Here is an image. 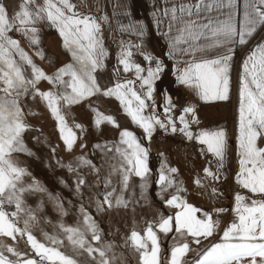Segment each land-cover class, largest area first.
I'll list each match as a JSON object with an SVG mask.
<instances>
[{
  "label": "snow or ice",
  "instance_id": "1",
  "mask_svg": "<svg viewBox=\"0 0 264 264\" xmlns=\"http://www.w3.org/2000/svg\"><path fill=\"white\" fill-rule=\"evenodd\" d=\"M165 7L155 8L152 16L157 30L166 24L167 31L161 34L169 37V58H175L183 67L175 68L177 85L191 89L200 101L205 103L227 101L230 99V70L235 46L246 47L257 31L264 27V0H244L242 18L237 21V0H165ZM125 15L131 17L132 4L124 5ZM216 13V15H212ZM108 22L107 15L100 18ZM47 23L54 28L62 39L63 47L71 54L72 63L60 67L53 75L37 67L32 58L21 48L18 40L10 37L13 30L20 32L30 44L39 45L40 28L37 25ZM121 31L135 35L140 43L121 41L118 53V65L124 73H132L135 79L117 80L112 86L102 88L97 79V72L105 68L104 59L108 56L103 43L102 26L93 15L79 10L72 0H21L16 10L10 15L3 0H0V237L11 238L13 241L26 237V245L34 253L27 257L12 245L0 246V264H110L105 247L94 246L86 237L91 233V241L100 242L101 234L96 221L83 207V228L65 227L62 232L71 246V253L61 250L64 239L48 236L50 244L39 241L31 231V222L37 220L31 209L23 207L22 194L25 191H44L43 188H25L20 186L26 174L23 168L14 164L13 153L27 151L22 142V134L27 129L23 120V110L19 97L28 94L31 89L34 96H39L46 104L52 117L57 122V130L67 149L70 151L77 140V135L68 126L61 111V103L72 106L80 104L94 96L114 98L119 102L124 113L131 122L141 128L150 141L157 128L175 134L177 131L189 141L201 145V154H211L219 162L216 171L210 167L203 169L205 176L213 181L221 179L219 172L224 167L228 149V141L223 130H199L194 132L192 124H198L196 108L188 105L182 109L178 118L170 114L175 108L170 96H166L163 108L166 120L155 114L156 82L165 70L163 61L153 57L143 49V37L146 28L143 22H129L120 26ZM175 33V34H173ZM133 48L137 51L134 52ZM139 53L148 67L136 62L134 56ZM31 66V78H27L22 67L14 56ZM41 59L42 52H37ZM154 63V67L152 66ZM120 68L114 69L119 71ZM146 73V75H145ZM47 81L53 89L40 91L37 85ZM139 82V91L135 85ZM152 102L151 105L148 102ZM239 124L237 137L238 171L235 182L241 189L247 190L260 199H251L237 192L234 196L235 214L233 222L227 225L218 241H212L218 235L219 221L201 208L189 203L180 195L186 192L173 174L175 167L162 164L156 183L161 192L174 188V193L164 203L174 209L172 215H160L156 221H150L141 232L132 230L126 238L130 247L139 253L140 264H162L161 244L158 233L167 236L174 233L183 242L170 247V256L165 257L166 264H264V147L258 141L264 140V42L258 43L245 56L241 63L238 76ZM152 107L151 114L146 111ZM94 124L99 128L102 124L119 127L117 120L100 112L96 108ZM191 116V120L186 119ZM176 119L181 125L177 127ZM83 130V125L76 124ZM121 145L124 149H115L122 157L119 169L122 176V192L127 189L129 177L134 174L143 181L140 185L143 196L147 189L149 168V149L145 147L133 131H120ZM82 148L86 145H81ZM109 151L112 149L109 148ZM54 151V150H53ZM31 155V153L29 152ZM81 162L90 161L81 157ZM227 177H225L226 179ZM85 184L83 178L78 179L79 186ZM111 184L108 180L107 188ZM194 184L206 187L197 177ZM115 189L106 192L103 200H97L98 210L104 211L105 206H113ZM218 190L213 188L212 194ZM222 195V193H219ZM117 206L127 207L123 195L115 197ZM14 206L15 211L8 212L5 206ZM57 207L63 211V205L57 201ZM28 219L23 227L19 226V215L25 212ZM217 214L227 211L224 208L214 210ZM207 241V243H205ZM193 245L196 247L193 248ZM5 250L15 259L5 255ZM195 251L194 260H188L189 253ZM85 254L90 259H78Z\"/></svg>",
  "mask_w": 264,
  "mask_h": 264
},
{
  "label": "rangeland",
  "instance_id": "2",
  "mask_svg": "<svg viewBox=\"0 0 264 264\" xmlns=\"http://www.w3.org/2000/svg\"><path fill=\"white\" fill-rule=\"evenodd\" d=\"M21 0L4 1L8 6L11 15L17 8ZM42 3V0H38ZM77 4L79 10L85 14L89 12L84 9L79 1L72 0ZM97 18L102 26L103 43L108 56L104 59L105 68L97 72V79L102 88L112 86L117 80L135 79L132 73H124L122 67L118 65V53L120 51L121 41H132L140 43V39L135 35H129L121 31L120 26L126 25L130 21H140L148 30L147 24L140 18V11H133L131 17L121 13L116 18L110 14L109 9L105 7L100 12L90 13ZM107 15L108 22L100 18ZM127 19H125V18ZM122 23V24H120ZM40 28L38 33L40 37L39 45L30 44L29 40L20 32L15 30L9 33L10 37L19 41L21 48L32 58L34 64L43 69L48 75H53L60 67L72 63L71 54L63 47L62 39L58 32L43 23L37 25ZM264 42V27L260 28L254 38L250 40L246 47L236 53L233 58L230 70V99L227 101H214L205 103L202 101L196 108V117L198 124H192L194 132L199 130H223L226 133L228 149L224 160V167L220 169L219 182L206 177L203 169L210 167L213 171L217 170L218 161L211 154H201V145L195 141L187 140L182 133L177 131L175 134L169 130L165 132L157 128L149 141L143 130L131 122L130 117L124 113L119 102L114 98L103 96H94L80 104L67 106L61 103V111L65 116L67 124L77 135L76 143L69 151L60 138L57 130V122L47 109L45 102L37 95L34 96L30 89L28 94L19 97V104L23 110V120L28 126L22 134V142L27 151L12 154V161L16 166L23 168L26 174L22 177L20 186L25 188H43L44 191H25L22 194L23 207L25 210L31 209L37 220L31 222V231L36 238L46 244H50L45 233L48 236H54L64 239V245L61 250L71 253V246L68 244L61 225L65 227L83 228V213L81 207L92 216L96 221L101 234V241H91V233H86L87 239L96 247H105L111 244V250L107 251V258L110 264H140L139 253L130 247V242L126 243V238L132 230L143 234L147 223L156 221L160 215L168 216L174 213V209L166 206L164 201L170 198V194L175 189H169L167 192H161L160 186L156 183L162 164L167 167H175L178 171L174 175L175 180L186 189V192L180 193L187 201L203 211L210 213L214 220L219 221L218 235L211 238L212 241H218L219 236L228 224L234 221L235 214L232 211L234 206V196L237 192L244 195L246 203L251 199H260L259 195L253 196L247 190L241 189L235 182V174L238 171L237 155V137L239 124V103H238V76L241 70V63L245 56L258 43ZM143 49L155 58H159L165 65V70L156 82L155 114L161 120H166L163 112L166 103L165 97L170 96L175 108L170 113L173 118L181 115L182 109L188 105L190 99L186 97L183 86L177 85L175 81L176 59L169 58L170 43L162 35L153 33L145 34L143 37ZM42 52L44 58L41 59L37 52ZM133 51L137 50L133 48ZM17 63L22 67L27 78H31V66L20 60L19 56H14ZM136 62L147 68L148 64L137 53L134 56ZM155 66L154 63L152 65ZM119 71H114L116 68ZM146 75V73H145ZM139 91V82L135 85ZM40 91L58 90L53 89V85L47 81H40L37 85ZM3 93H0L2 96ZM197 99V98H196ZM196 101V100H195ZM150 105L152 102H148ZM92 108L100 112L113 116L119 127H113L110 124H102L97 128L94 124V113ZM152 107L146 111V115L151 114ZM186 119L191 120V116ZM177 127L179 120L176 119ZM83 125V130L76 128L75 125ZM128 129L134 132L137 139L149 149V168L150 173L147 177L148 187L141 196L140 185L143 181L134 174L129 177L128 187L122 192V176L119 171L123 161L121 155L115 151L117 147L124 149L126 146L119 143L120 131ZM162 134V137H158ZM86 145L82 148L81 145ZM258 146L264 147V140L258 141ZM112 150L109 151L108 149ZM54 150V151H53ZM31 153V155L29 154ZM81 157L90 161V164L81 162ZM199 177L206 187H198L194 180ZM225 177H227L225 179ZM83 178L85 184L79 186L77 190L78 179ZM111 180V184L106 188L105 184ZM218 190L216 195L212 194V189ZM115 189L113 196V206L104 211L98 210L97 200H103L106 192ZM219 193H222L220 195ZM123 195L127 201V207L117 206L115 197ZM57 201L63 205V211L57 207ZM224 208L227 211L217 214L214 210ZM8 212L15 211L14 206H5ZM29 217L25 212L19 215V226L23 227L24 221ZM161 244L162 264H166L165 257L170 256V247L182 243L181 237L170 233L165 236L158 233ZM207 243V241L205 242ZM12 245L27 257H34L30 247L26 245V237H17L16 241L11 238L0 237V246ZM196 246L193 245V248ZM5 255L10 259H15L6 250ZM195 251L189 253L188 260H194ZM78 259H90L85 254ZM99 257L97 256V264Z\"/></svg>",
  "mask_w": 264,
  "mask_h": 264
},
{
  "label": "crops",
  "instance_id": "3",
  "mask_svg": "<svg viewBox=\"0 0 264 264\" xmlns=\"http://www.w3.org/2000/svg\"><path fill=\"white\" fill-rule=\"evenodd\" d=\"M4 1H9V0H3ZM79 1L80 4L84 7V9H86L89 13H97L100 12L102 9H104L105 7H107L109 9L110 14H112L113 17H115V15H119L121 13L126 12V9L124 7V5L126 3L128 4H132V12L133 11H140L141 12V16L140 18L142 20L145 21V23L147 24L148 30L146 31L147 34L153 35V33L162 35V32H166L167 31V26L166 24H162L160 26V29L157 30L156 25H155V21L154 18L152 16V12L155 8H162L165 7V0H76ZM185 2H196V0H185ZM243 2L244 0H237V16L236 19L237 21H239V19L242 18V13H243ZM212 15H216V13H212ZM116 18H122L121 16H117ZM125 18V17H123ZM127 19V18H125ZM122 24V23H120ZM175 34V33H173ZM163 37H165L168 42L170 43L169 37L162 35ZM241 49V46L237 45L235 46V51H234V56L233 58L236 56V53ZM234 62V60H232L231 64ZM184 65L183 63H178L176 60V68L180 67L182 68ZM184 88V92L186 93V97H188L190 99V102H194V103H189L192 106H198V104H201L202 101L199 100V98L195 95V93L191 90L188 89L186 87ZM197 98V99H196ZM196 100V101H195Z\"/></svg>",
  "mask_w": 264,
  "mask_h": 264
},
{
  "label": "built area",
  "instance_id": "4",
  "mask_svg": "<svg viewBox=\"0 0 264 264\" xmlns=\"http://www.w3.org/2000/svg\"><path fill=\"white\" fill-rule=\"evenodd\" d=\"M157 136H158V137H162L163 135H162V134H158Z\"/></svg>",
  "mask_w": 264,
  "mask_h": 264
}]
</instances>
